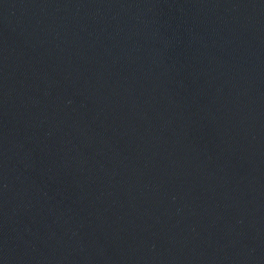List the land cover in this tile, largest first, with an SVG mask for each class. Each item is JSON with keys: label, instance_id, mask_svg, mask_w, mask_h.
<instances>
[{"label": "water", "instance_id": "water-1", "mask_svg": "<svg viewBox=\"0 0 264 264\" xmlns=\"http://www.w3.org/2000/svg\"><path fill=\"white\" fill-rule=\"evenodd\" d=\"M0 264H264V0H0Z\"/></svg>", "mask_w": 264, "mask_h": 264}]
</instances>
